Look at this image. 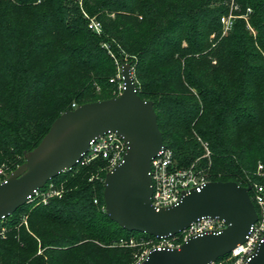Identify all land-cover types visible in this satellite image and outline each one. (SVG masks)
I'll return each instance as SVG.
<instances>
[{"label": "trees", "instance_id": "trees-1", "mask_svg": "<svg viewBox=\"0 0 264 264\" xmlns=\"http://www.w3.org/2000/svg\"><path fill=\"white\" fill-rule=\"evenodd\" d=\"M35 1L0 0V165L23 163L73 102L118 96V63L128 61L179 167L202 154L195 131L211 144L210 181L264 183L258 174L264 164V0H235V13L248 14L256 33L237 18L233 33L212 49L209 35L222 29L230 0H84L101 33L66 0H45L50 12L43 23L26 24L25 9ZM28 28L33 49L50 58L35 81L54 79L38 112L28 109L32 100L23 108L15 103L1 68V42ZM106 165L104 159L80 161L49 181L64 191L61 196L27 202L0 220V264H132L135 248L120 241L158 238L127 230L106 213Z\"/></svg>", "mask_w": 264, "mask_h": 264}, {"label": "water", "instance_id": "water-1", "mask_svg": "<svg viewBox=\"0 0 264 264\" xmlns=\"http://www.w3.org/2000/svg\"><path fill=\"white\" fill-rule=\"evenodd\" d=\"M123 91L118 96L67 109L41 143L27 155L26 170L0 182V220L26 204L35 190L71 169L88 152L90 142L111 131L122 135L129 148L122 162L104 180L105 211L127 230L167 238L202 217L224 220L217 232L192 236L179 248H153L142 264H208L229 255L247 241L258 220L251 185L208 181L191 190L176 205L157 209L152 204V159L164 146L152 100L142 98L130 67L122 68ZM246 264H264V241Z\"/></svg>", "mask_w": 264, "mask_h": 264}, {"label": "built area", "instance_id": "built-area-1", "mask_svg": "<svg viewBox=\"0 0 264 264\" xmlns=\"http://www.w3.org/2000/svg\"><path fill=\"white\" fill-rule=\"evenodd\" d=\"M228 4L230 6V13L221 18L226 30L233 27V20L236 16L248 17V14H234L239 9V5L235 0H230ZM248 12H251L250 8H248ZM89 27L97 33L101 32V23L99 21L90 20ZM118 76L122 77V71ZM111 81H114V78ZM119 90L122 93L123 86H120ZM74 106L76 105L74 104ZM128 148L129 142L122 135L109 131L104 135L95 137L90 142L88 152L80 161L83 164H88L96 159H104L107 161V165L104 167L107 174L123 161ZM258 174L264 177V164L262 163L258 165ZM150 175L153 185L152 204L157 209L178 204L185 193L194 189L201 191L205 183L210 181L200 176L192 167H179L176 163L173 150L166 146V144L161 148L158 155L152 159ZM250 185L251 198L257 209L258 220L250 228L247 241L243 244H238L226 257L208 264H246L254 255L260 243L264 241V183L254 182ZM60 194L61 191L52 182H49L44 187L35 190L34 195L29 198L28 202L38 201L47 203L51 197ZM95 202H97V199H95ZM226 227L227 224L224 220L202 217L175 236L158 238L160 243L154 248H179L192 236L212 231H221ZM120 244L132 247L135 244V240H121ZM149 252L150 250L142 255L143 257L139 261V264H142Z\"/></svg>", "mask_w": 264, "mask_h": 264}, {"label": "rangeland", "instance_id": "rangeland-1", "mask_svg": "<svg viewBox=\"0 0 264 264\" xmlns=\"http://www.w3.org/2000/svg\"><path fill=\"white\" fill-rule=\"evenodd\" d=\"M65 5L66 6L76 5L78 6L79 10L82 12L84 16L88 17L90 20L98 21L96 16H91L88 13L84 5V0H70V1L66 0ZM47 6L48 4L47 2H45V0H36L32 5L29 6L28 9H25V11L30 15L27 14L28 17L22 16L23 17L22 20L26 21V24H28L31 21V24L33 26L38 27L41 23H43V20L46 18L44 17V15L50 12ZM238 11L239 9L236 10V13H238ZM229 13H230V8H229ZM88 15H90L91 17ZM110 15L112 17H115V13H112ZM237 18H244L247 22V28L250 29V31L253 34L256 33L253 27L249 23V17L245 18V17L236 16L233 20L234 24ZM163 21L165 22L166 19H164ZM221 24H222V29L220 30V32L213 31L209 35L208 38V41L210 43L209 49L215 48L221 39L232 34L234 31V25L231 29L226 30L222 21ZM30 31L31 28H28L27 31L22 30L20 32V36H13V38H8L7 43L4 45L1 42V51H2L1 68L4 72L3 73L4 81L6 82L8 91L10 95L13 97L15 103H17L18 106L23 108L24 107L23 105H25L26 100H32L33 103L28 102L30 103L28 109L31 112H38L45 105L44 104L45 100L43 95L46 96L47 94L53 92L54 79L50 78L45 82V84L42 82L39 83L35 81L37 71L46 68V65L50 62V58L46 56L42 51L36 52L33 49V47L31 46V42L33 38L29 36ZM101 32H102V25H101ZM184 45H186V43H184ZM213 62L216 63V60H214ZM124 66L130 67L134 73L135 67L132 65L131 62L124 61V63H118V72L115 76V78L118 80V87L123 86V79L121 76L118 75L121 74L122 68ZM96 89L99 90V86H96ZM190 90L194 94H197V90L195 88ZM73 103L75 104L76 102ZM73 103H72L73 109L79 106L76 104H75L76 106H74ZM53 123L51 124V126L53 125ZM193 136L200 144V149H202V154L198 158H196L189 167H192L200 176L206 178L207 180H210L211 178L210 168L214 164L211 144L208 140L202 138L195 131H193ZM33 150L27 152L25 154L24 162L19 165H16L13 169L6 164L0 165V182L9 178L11 175L23 173L26 170L27 155H30V152H32ZM203 159H206L204 164L202 163ZM51 182L55 185V187H57L55 181H51ZM60 191L61 194L58 196H61L64 192L63 190ZM5 231L6 230L3 228L4 233ZM159 243H160L159 239H156L154 237H141L138 238V240L136 239L135 244L133 246L135 248V255L132 264H139V261L143 257L142 255L145 252L153 249ZM41 251L42 249L39 250V252Z\"/></svg>", "mask_w": 264, "mask_h": 264}]
</instances>
